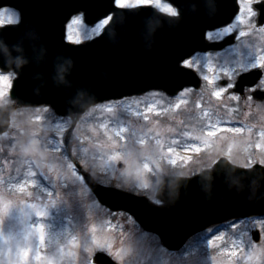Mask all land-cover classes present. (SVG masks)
Instances as JSON below:
<instances>
[{
    "label": "rangeland",
    "instance_id": "1",
    "mask_svg": "<svg viewBox=\"0 0 264 264\" xmlns=\"http://www.w3.org/2000/svg\"><path fill=\"white\" fill-rule=\"evenodd\" d=\"M239 3L230 24L211 30L212 41L234 33L236 43L190 57L202 81L183 95L153 90L108 100L75 121L62 115L53 121L48 105L20 107L9 93L0 95V106H14L10 126L0 134V264H88L100 252L97 245L115 264H264V238L253 240L248 224L259 215L214 224L170 251L127 211L102 204L72 166L73 157L87 162L99 183L163 204L153 184L170 176V169L199 173L222 156L240 166L264 159V100L219 83L237 61L264 59V24L253 15L255 0ZM152 5L173 8L163 0ZM90 27L73 24L69 34L88 40L96 36ZM0 73L11 74L12 81L16 76L13 70ZM220 87L225 91L216 95ZM73 124L65 148V130ZM36 206L46 214L37 215Z\"/></svg>",
    "mask_w": 264,
    "mask_h": 264
},
{
    "label": "water",
    "instance_id": "2",
    "mask_svg": "<svg viewBox=\"0 0 264 264\" xmlns=\"http://www.w3.org/2000/svg\"><path fill=\"white\" fill-rule=\"evenodd\" d=\"M165 1L178 8L180 19L171 24L162 20L148 45L138 30L140 21L153 13L170 18L152 5L134 9L135 14L121 13L114 28L75 45L61 38L76 14L73 9L103 17L111 8L109 0H0L22 13L20 25L0 29V68L17 73L10 96L19 106L55 104L62 115L77 118L91 105L108 99L151 89L172 93L178 83L198 87L196 71L177 74L175 60L193 50V54L216 51L233 44L234 34L210 43L204 33L214 30L212 25L216 29L232 22L240 10L239 0H217L218 7L211 12L204 6L206 0ZM250 79L242 75L236 90L243 91ZM10 110L12 106L0 107V133L10 125ZM196 176L202 177L199 183ZM87 181L103 204L130 212L173 249L210 225L264 212V167L259 164L244 168L223 158L193 177H168L158 190L163 205L104 186L88 175ZM97 254L96 263L114 264L105 254Z\"/></svg>",
    "mask_w": 264,
    "mask_h": 264
},
{
    "label": "snow or ice",
    "instance_id": "3",
    "mask_svg": "<svg viewBox=\"0 0 264 264\" xmlns=\"http://www.w3.org/2000/svg\"><path fill=\"white\" fill-rule=\"evenodd\" d=\"M175 2V0H174ZM109 3L111 5V8L109 12L103 14V17L99 16H89L87 13V10L81 12L79 9H73V12L76 13L75 16L72 17L71 21L67 25V27L62 32V40L66 43L75 44V45H83L85 43L84 39L77 38L75 40L72 39V36L69 34L71 27L73 24H82L85 19L88 21V25H91L90 28H87L86 30L91 34L101 35L103 32L107 31L109 28H114L117 24L116 17L119 16L121 13L125 16L130 14H135L133 12L134 9H142L145 7H149L153 4V0H135V3L129 2V0H109ZM157 6L159 5V0H156ZM256 9L257 11L253 13L254 16H256L257 21L261 24H264V0H255ZM205 8L207 11L211 12L213 9L218 7L217 0H206ZM166 11L169 12L170 18H164L156 16L154 13L150 15L149 17H145L142 19L138 25V30L141 34V37L146 45L150 44L152 42L154 31L158 29L160 22L163 20L165 23H176L181 16L180 11L178 8L173 9L169 7V9H166ZM251 11V9H249ZM67 19V17H66ZM233 17H230L229 20H232ZM22 22V13L21 11H17L16 6H4L0 4V29H7L12 28L20 25ZM227 23V21L225 22ZM212 29H215V25L210 26ZM211 31H206L204 33V37L206 40H209L210 43H215V41L211 40ZM187 52L183 55H180L175 60L174 70L177 74H184L194 71L193 63L188 57H191L193 52ZM226 74L228 75L229 79L227 80H221L219 81L220 84L227 86L229 88H235V83H229V80L235 79L238 81L239 76L242 75H248L251 77L249 80V87L246 89L247 92H251L253 96L259 97L260 100H264V59H262L259 63H252L249 62L247 65L244 63H240L239 61L236 62L234 67L228 71L225 70ZM18 83V80H17ZM14 88L13 81L11 79V74H5L0 73V95H4L6 93H12ZM173 95H183L185 89L183 83H178L176 85L175 89L171 90ZM225 91L224 87H220L217 91L216 95H220L221 92ZM160 95H164L163 93H158ZM110 109V106H108ZM46 113H49L53 117V121H55L56 118L60 117L62 115V110L55 104H50L48 108L45 109ZM147 119V117H145ZM103 127V125H101ZM73 129L70 126L68 129L65 130V136H64V143L65 148L67 146V141L72 136ZM54 135V133H53ZM172 149L170 148L168 150V153H172ZM67 156L73 157V154L71 152L65 153ZM223 159V158H221ZM230 159V158H229ZM220 160V159H218ZM123 164V161L120 162ZM259 164L264 165V159H260L258 161ZM172 165L176 164V160L171 161ZM72 166L75 169V172L79 176H91L92 173L89 171L90 165H87V162H81L74 157L72 158ZM149 166L147 164L144 165V168H148ZM157 168L160 167V165H156ZM244 168H252L253 164H245L243 165ZM203 170H201L202 172ZM196 172H184L179 171L177 172L174 169H170L168 174L174 176V177H193L195 176ZM197 182L199 183L202 180V177L196 176ZM28 184H34L35 181L32 179H29L27 181ZM143 186L148 187V184H144ZM154 187L159 190L160 183L159 181H156L153 184ZM21 189H23V185H21ZM122 190V189H121ZM118 194H125L129 195V193H123L120 192ZM36 212L39 216H44L46 213L43 211L39 206H36ZM236 222H233L235 224ZM250 225V229L252 231V238L253 240H256L257 238H264V212H262L257 219H255L252 222L248 223ZM36 230L40 233L41 239H43V229L44 225L39 224L36 225ZM97 249L102 252L103 246L97 245ZM99 255H93L92 258L89 259L88 264H95V261L99 259Z\"/></svg>",
    "mask_w": 264,
    "mask_h": 264
}]
</instances>
